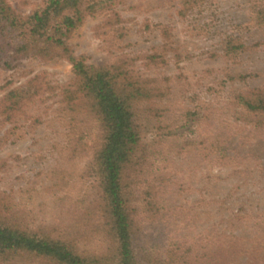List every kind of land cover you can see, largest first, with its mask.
Here are the masks:
<instances>
[{"label":"rangeland","instance_id":"rangeland-1","mask_svg":"<svg viewBox=\"0 0 264 264\" xmlns=\"http://www.w3.org/2000/svg\"><path fill=\"white\" fill-rule=\"evenodd\" d=\"M185 1L81 0L80 21L61 38L66 52L18 51L20 30L0 32L1 222L84 256L112 255L90 149L97 125L66 104L72 56L163 89L158 112L139 108L141 153L124 173L139 254L159 264H264V129L234 102L264 90V25L251 24L250 0ZM7 2L26 17L45 0ZM230 38L245 49L226 54Z\"/></svg>","mask_w":264,"mask_h":264},{"label":"trees","instance_id":"trees-1","mask_svg":"<svg viewBox=\"0 0 264 264\" xmlns=\"http://www.w3.org/2000/svg\"><path fill=\"white\" fill-rule=\"evenodd\" d=\"M190 1L202 0H186L184 4L189 5ZM250 1L251 24L264 25V0ZM80 6L81 0H45L43 8L21 17L14 13L7 0H0V32L20 30L17 42L12 40L17 43L18 51L32 49L46 54L48 46L55 45L66 52L61 38L80 21ZM225 44L226 54L245 49L238 39L230 38ZM69 61L75 82L72 89L67 90L66 104L73 106V111L84 107L97 125L90 149L106 225L114 243L112 255L84 256L68 241L36 236L0 221V263L9 264L11 258L25 255L52 264H159L152 258L147 260L134 247V222L127 196L130 183L126 182L124 173L141 153V135L136 121L139 108L141 104L151 103V112H158L155 106L162 99L163 89L157 79H151V85L144 80H134L118 64L93 66L72 56ZM16 93L12 91L8 97L13 99ZM234 102L241 110L243 121L256 129H264V90L240 91L234 96Z\"/></svg>","mask_w":264,"mask_h":264}]
</instances>
